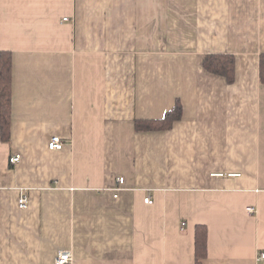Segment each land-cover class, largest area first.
<instances>
[{
    "label": "crops",
    "instance_id": "1",
    "mask_svg": "<svg viewBox=\"0 0 264 264\" xmlns=\"http://www.w3.org/2000/svg\"><path fill=\"white\" fill-rule=\"evenodd\" d=\"M0 51V264H196L198 225L202 264H264V0H0ZM177 104L172 130L136 131Z\"/></svg>",
    "mask_w": 264,
    "mask_h": 264
},
{
    "label": "trees",
    "instance_id": "2",
    "mask_svg": "<svg viewBox=\"0 0 264 264\" xmlns=\"http://www.w3.org/2000/svg\"><path fill=\"white\" fill-rule=\"evenodd\" d=\"M203 66L209 73L223 77L229 84L236 77V58L234 55H205ZM259 77L264 84V53L260 55ZM182 115V107L177 104L163 119L158 121H137L135 129L138 132L170 131ZM0 135L4 143H10L12 137V55L0 51ZM207 229L203 225L196 227L195 249L196 264H202L207 257Z\"/></svg>",
    "mask_w": 264,
    "mask_h": 264
},
{
    "label": "built area",
    "instance_id": "3",
    "mask_svg": "<svg viewBox=\"0 0 264 264\" xmlns=\"http://www.w3.org/2000/svg\"><path fill=\"white\" fill-rule=\"evenodd\" d=\"M67 21V19H65ZM71 139H69L70 141ZM72 142V141H70ZM66 143H69L67 139H64L63 137H59V136H53L51 137L50 141H49V150L50 151H62L64 149V147H66ZM21 160V156L20 155H15L13 157L10 158V163L11 165H17ZM125 184V179L124 178H120L118 179V185L121 188V186H123ZM120 189H115L116 192H118ZM115 198H118V193L115 194L114 196ZM145 203L147 205H152L153 204V200L151 196H148L145 199ZM19 207L22 210H26L29 206V198L28 196L24 193L21 194L20 199H19ZM248 212L250 214H255L256 213V209L255 208H249ZM186 226V223H182V229ZM73 261V256L70 253H60L58 255V257L56 258V264H71ZM258 261L259 262H264V251L260 252L258 255Z\"/></svg>",
    "mask_w": 264,
    "mask_h": 264
}]
</instances>
